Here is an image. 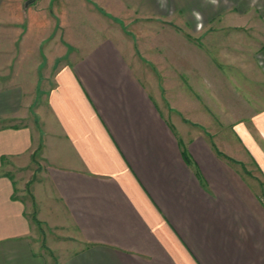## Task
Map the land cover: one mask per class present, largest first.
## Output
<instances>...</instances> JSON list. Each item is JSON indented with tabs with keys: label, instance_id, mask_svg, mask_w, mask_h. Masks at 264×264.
<instances>
[{
	"label": "crops",
	"instance_id": "0c3cea01",
	"mask_svg": "<svg viewBox=\"0 0 264 264\" xmlns=\"http://www.w3.org/2000/svg\"><path fill=\"white\" fill-rule=\"evenodd\" d=\"M27 1L0 0V264H50L45 220L59 264H264V0H116L163 31L139 55L83 37L86 0Z\"/></svg>",
	"mask_w": 264,
	"mask_h": 264
},
{
	"label": "rangeland",
	"instance_id": "374dc122",
	"mask_svg": "<svg viewBox=\"0 0 264 264\" xmlns=\"http://www.w3.org/2000/svg\"><path fill=\"white\" fill-rule=\"evenodd\" d=\"M106 3H107L106 7H108L107 5H110L109 8L111 9V12H110L111 14L107 13L105 15V12L107 11L106 10L107 8L105 6H104L105 9L103 8L105 11H103V9L101 10L100 8L102 12L101 13L98 10V8L94 6L92 2H90V0H86V4L83 7L84 8L83 15L80 14L77 17L80 22H85L86 28H84L83 37L90 38V35L92 34H93L92 36H95L94 34L99 29V32L101 33L102 36L111 35V36H115L116 38L122 41H124L123 39H128L129 43H131V45L134 47L133 50H135L136 54L139 55L141 54L140 52H141L142 47L143 49L147 48V46H149L148 49L151 48L150 44L147 42L150 41L151 43L152 38L156 40L158 38V33L160 36V34L163 32L159 30L160 27L156 21H147V20H144V18L142 19L133 14L126 13L122 5L118 4L116 0H111L109 2L106 1ZM41 4L44 5V2L42 1ZM72 18H75V16ZM56 33L57 32H53L52 35L53 34L55 35ZM164 34L170 35V38L172 37L171 36L172 32L164 31ZM79 35L81 36L82 33H79ZM141 43L143 45H141ZM152 45H155V44L153 43ZM153 49L155 52V47ZM47 67L48 66H46V69ZM36 99L37 101L34 102L33 105L31 106L32 109L34 107H36L37 110H40L41 107L44 108L45 106L43 103L44 97L41 96ZM34 117L35 115L33 114L31 118H34ZM37 123L41 124L40 116L37 119ZM216 145H219V143ZM232 145L235 146V144H232ZM220 147L222 148L221 149L218 147L220 154L227 157L231 163H233L235 166L238 167V169L243 171L245 177L248 178V180L252 181L253 179L258 178V175H254V172H255L253 169L254 166H253L252 161L249 158L243 161L242 158H239L237 156V154H230L231 150L227 149V147L224 144H220ZM41 160H42L41 156L40 154H38L37 158L34 160L32 164V168L30 167L25 170L24 169L22 170V182L23 181L28 182L26 190L22 191V196L24 198H27L28 209H31V215L36 213L35 210H37L39 213L40 208L42 207V202L40 200V197L42 196L41 192L37 188H35V186L33 187L35 196L37 195V198H35L37 208L34 205V198L31 192V184L33 183V181L38 180V178L41 176L39 173L40 170L38 167L39 165H41ZM261 194H262V199L264 200V188L262 189ZM46 229L49 232V234H51L50 237L47 236ZM36 235H37V238H36L37 246L39 250L44 252L49 258V260H51L50 264H59L60 256L55 254L54 251H51L48 248V243L58 246L57 243H61V238L55 237L54 235L61 236V235H64V232L61 230L58 231L57 229H55L53 224H51V222L45 220L44 226L38 223Z\"/></svg>",
	"mask_w": 264,
	"mask_h": 264
},
{
	"label": "clouds",
	"instance_id": "9594fccd",
	"mask_svg": "<svg viewBox=\"0 0 264 264\" xmlns=\"http://www.w3.org/2000/svg\"><path fill=\"white\" fill-rule=\"evenodd\" d=\"M160 2V0H158ZM209 3H211L215 7H219V0H208ZM160 6L162 9H166L167 5L166 2L160 3ZM192 16L198 21L197 23V30H200L204 27V16L201 12H199L196 9L192 10Z\"/></svg>",
	"mask_w": 264,
	"mask_h": 264
},
{
	"label": "water",
	"instance_id": "95a60500",
	"mask_svg": "<svg viewBox=\"0 0 264 264\" xmlns=\"http://www.w3.org/2000/svg\"><path fill=\"white\" fill-rule=\"evenodd\" d=\"M33 1H35V0H28V1L26 2V4L28 5L29 3H32Z\"/></svg>",
	"mask_w": 264,
	"mask_h": 264
},
{
	"label": "trees",
	"instance_id": "16d2710c",
	"mask_svg": "<svg viewBox=\"0 0 264 264\" xmlns=\"http://www.w3.org/2000/svg\"><path fill=\"white\" fill-rule=\"evenodd\" d=\"M34 219H36L37 220V218H35V216H34ZM38 221V220H37ZM38 223H39V221H38Z\"/></svg>",
	"mask_w": 264,
	"mask_h": 264
}]
</instances>
